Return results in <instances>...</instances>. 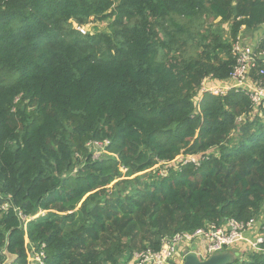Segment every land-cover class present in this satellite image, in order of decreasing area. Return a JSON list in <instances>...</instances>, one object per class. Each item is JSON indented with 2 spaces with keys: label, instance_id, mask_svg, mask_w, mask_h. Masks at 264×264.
I'll return each mask as SVG.
<instances>
[{
  "label": "trees",
  "instance_id": "1",
  "mask_svg": "<svg viewBox=\"0 0 264 264\" xmlns=\"http://www.w3.org/2000/svg\"><path fill=\"white\" fill-rule=\"evenodd\" d=\"M91 20L109 32L74 25ZM263 26L264 0H0V264H128L229 219L264 237V108L201 94ZM233 264H264V243Z\"/></svg>",
  "mask_w": 264,
  "mask_h": 264
},
{
  "label": "built area",
  "instance_id": "2",
  "mask_svg": "<svg viewBox=\"0 0 264 264\" xmlns=\"http://www.w3.org/2000/svg\"><path fill=\"white\" fill-rule=\"evenodd\" d=\"M77 30L83 33L84 27H79ZM257 46L258 44L247 43L243 35L238 36L232 43V55L235 59V65L229 79L226 83L219 85L209 84V81L205 80L202 84L201 94L224 95L232 89L241 90L247 92L255 108H264V52L257 51ZM253 73L257 76V79H254V90L248 85L249 80L253 81ZM107 146H109V141H94L88 144L96 160L105 153ZM188 159L196 161L199 157L191 156ZM164 166V162L160 161L154 168L158 170V174L162 177L167 175ZM8 208V205L3 207L4 210ZM16 212L25 229L30 221L45 215L44 211H40L33 216L26 215L21 210H16ZM260 223L261 219H250L248 221L229 219L219 224L209 223L193 232H180L172 237L164 238L158 250L147 248L136 251L128 264H183L184 252H191L187 247L193 246L198 241L204 245L205 256L201 257L197 251L195 253L201 259H206L230 251L237 243L245 241L247 232L257 228L259 230ZM263 243L264 237L259 233L255 240L251 242L252 249L259 251L260 245ZM44 258L45 254L41 250L39 253L33 254V258L29 259V264H44Z\"/></svg>",
  "mask_w": 264,
  "mask_h": 264
},
{
  "label": "crops",
  "instance_id": "3",
  "mask_svg": "<svg viewBox=\"0 0 264 264\" xmlns=\"http://www.w3.org/2000/svg\"><path fill=\"white\" fill-rule=\"evenodd\" d=\"M244 38L247 43L254 44V45L259 44L260 41L264 38V26L258 29L255 33L244 36ZM252 77H253V81L249 80L248 85L252 87V90H254V76ZM258 234H259L258 228L253 231L247 232L245 234V241L237 243L230 251L240 252L241 256H245L247 253L253 250L251 246V242L255 240ZM187 248H189L190 251H194V252L197 251L201 257L205 256L204 245L200 241L195 242L193 246H188Z\"/></svg>",
  "mask_w": 264,
  "mask_h": 264
},
{
  "label": "water",
  "instance_id": "4",
  "mask_svg": "<svg viewBox=\"0 0 264 264\" xmlns=\"http://www.w3.org/2000/svg\"><path fill=\"white\" fill-rule=\"evenodd\" d=\"M6 260L3 264H15L18 256L5 252ZM185 258L183 264H233L236 259L241 257L240 252L227 251L221 254L213 255L206 259H201L195 252H184ZM33 258V254L31 255ZM35 264V263H31Z\"/></svg>",
  "mask_w": 264,
  "mask_h": 264
},
{
  "label": "rangeland",
  "instance_id": "5",
  "mask_svg": "<svg viewBox=\"0 0 264 264\" xmlns=\"http://www.w3.org/2000/svg\"><path fill=\"white\" fill-rule=\"evenodd\" d=\"M219 21H216L215 23H218ZM109 24H110V20L104 21V22H98V21H93L91 20L90 23L88 25H84V26H78L76 23L74 24L76 29L79 27H84V33H91V34H95V33H101V32H109ZM223 29L225 33H228L229 30V25L225 24L223 25ZM191 46L189 45L186 50H190Z\"/></svg>",
  "mask_w": 264,
  "mask_h": 264
}]
</instances>
